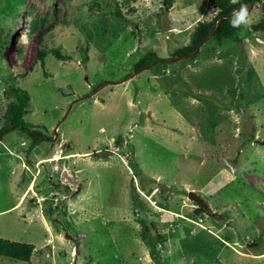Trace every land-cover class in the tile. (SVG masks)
I'll return each mask as SVG.
<instances>
[{
    "label": "rangeland",
    "instance_id": "1",
    "mask_svg": "<svg viewBox=\"0 0 264 264\" xmlns=\"http://www.w3.org/2000/svg\"><path fill=\"white\" fill-rule=\"evenodd\" d=\"M256 5L240 42L174 60L216 16L211 0H176L168 12L164 0H0V237L36 247L30 263L0 264H264ZM42 18L52 25L44 43L30 29ZM55 48L67 59L42 65L40 51ZM148 53L158 60L136 71ZM16 88L30 94L34 128L4 133L1 106ZM36 136L45 139L32 148ZM140 220L165 243L145 241Z\"/></svg>",
    "mask_w": 264,
    "mask_h": 264
},
{
    "label": "trees",
    "instance_id": "2",
    "mask_svg": "<svg viewBox=\"0 0 264 264\" xmlns=\"http://www.w3.org/2000/svg\"><path fill=\"white\" fill-rule=\"evenodd\" d=\"M115 1L121 7L122 6L128 7L131 6L133 3L135 4L136 2H138V0H115ZM211 3L212 6L215 9H217L216 16L213 18V20L199 21L191 33L190 43L184 47L177 49V51L173 53L172 59L175 60V58L177 57L187 56L189 60H194L199 55H201L205 50L212 51L213 46L210 48V43H209L211 41H214L215 44L224 43L226 41H231V40L235 42H240L239 25L233 26L234 17L224 18L220 27L217 29L219 20L222 17L229 16L236 11H240L241 7H247V9H249L252 4H261L264 8V0H211ZM175 4H176V0H164V8L167 12L170 11ZM47 23H48V19L42 18L39 21L38 20L33 21L30 26L31 31L40 30L39 37L42 43H44L46 35L51 31L52 28V25H49L46 28ZM259 25L257 26L254 25L253 28L261 32L262 30H264V22L260 23ZM214 32H215L214 36L210 38V40L204 45V47L199 51V53L192 55L193 52H196L198 49H200L201 43ZM1 34L2 33L0 32V45H2L4 41L1 40L2 38ZM6 42L7 41H5V43ZM49 54H53L54 56L57 57L58 60L67 59V56H64L61 52V49L59 48H55L51 50H41L39 59L42 65H44L46 57ZM156 60H158L156 54L148 53L141 61H139L136 64L135 66L136 71L143 69L144 67H146L149 64H152ZM1 61H2V57L0 55V64ZM209 77H210L208 78V80L210 79L209 83L213 87H218L217 81L219 79L218 80L215 79V76L214 77L209 76ZM12 92H13V99L8 104L1 106L2 117L5 121V126L2 131L4 133H8L10 131H14L17 129L32 131L34 127L28 125L25 121V115L28 112V105L30 102V94L27 91H24L23 89H17V88L12 89ZM242 95L243 97H245V94ZM198 96L201 97L200 94ZM217 105L216 106L209 105L210 114L214 115L213 110L218 108ZM218 124L219 123L214 122L212 125L216 126ZM44 139L45 138L42 136H36L32 148L38 146L39 143H41L42 140ZM254 141H255V137L252 136V138L248 139L247 142L252 143ZM143 199L146 200L145 202H149L146 198L143 197ZM201 210L207 211V209L203 207H201ZM140 222L144 224L143 232L141 236L145 241L148 240L151 246H156V245L161 246L162 244L165 243L163 239L164 237L161 236L159 232H158L159 233L158 238H155L154 240V238L152 237L151 228L155 229L153 227L154 226L153 224L142 220H140ZM150 237H152L153 241L149 240ZM35 252H36V247L32 244L21 243L0 237V256H5L15 260L30 263Z\"/></svg>",
    "mask_w": 264,
    "mask_h": 264
},
{
    "label": "water",
    "instance_id": "3",
    "mask_svg": "<svg viewBox=\"0 0 264 264\" xmlns=\"http://www.w3.org/2000/svg\"><path fill=\"white\" fill-rule=\"evenodd\" d=\"M254 6L259 7V6L256 5V4H252V5H251V9H248V12H249L250 10H252V9L254 8ZM263 9H264V8H263ZM238 12H239V11H236V12H234L233 14H231V15H229V16L222 17V18L219 20V22H218L217 29L220 27V25H221V23H222V21H223L224 18L234 17V14H235V13H238ZM217 29H216V30H217ZM214 34H215V32L212 33L209 37H207V38L201 43V45H203L208 39L212 38V37L214 36ZM197 51H199V49H198ZM197 51H196V52H197ZM196 52H194V53H196ZM194 53H192V54H194ZM181 58H182V57H181ZM160 61H161V60H160ZM163 62H166V61H163ZM149 67H150V66H149ZM149 67H148V68H149ZM188 197H189L190 200H192L193 202H195L196 204H198L199 206H201V207H203V208H205V209H207L208 206H209V205L205 202V200H204L200 195H198L197 193H195V192H193V191H191V192L189 193Z\"/></svg>",
    "mask_w": 264,
    "mask_h": 264
},
{
    "label": "clouds",
    "instance_id": "4",
    "mask_svg": "<svg viewBox=\"0 0 264 264\" xmlns=\"http://www.w3.org/2000/svg\"><path fill=\"white\" fill-rule=\"evenodd\" d=\"M248 23V9L241 7L238 13L234 14L233 26H238L240 23Z\"/></svg>",
    "mask_w": 264,
    "mask_h": 264
},
{
    "label": "crops",
    "instance_id": "5",
    "mask_svg": "<svg viewBox=\"0 0 264 264\" xmlns=\"http://www.w3.org/2000/svg\"><path fill=\"white\" fill-rule=\"evenodd\" d=\"M51 159H53V158L52 157L51 158H43V159L40 160V162L44 161V160H51Z\"/></svg>",
    "mask_w": 264,
    "mask_h": 264
},
{
    "label": "bare ground",
    "instance_id": "6",
    "mask_svg": "<svg viewBox=\"0 0 264 264\" xmlns=\"http://www.w3.org/2000/svg\"><path fill=\"white\" fill-rule=\"evenodd\" d=\"M58 158L54 159V160H57Z\"/></svg>",
    "mask_w": 264,
    "mask_h": 264
}]
</instances>
